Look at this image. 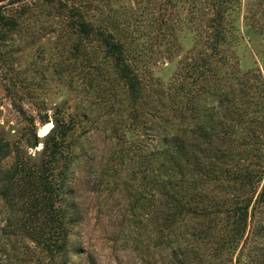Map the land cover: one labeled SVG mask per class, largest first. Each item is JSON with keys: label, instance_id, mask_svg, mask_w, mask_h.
I'll return each instance as SVG.
<instances>
[{"label": "rangeland", "instance_id": "rangeland-1", "mask_svg": "<svg viewBox=\"0 0 264 264\" xmlns=\"http://www.w3.org/2000/svg\"><path fill=\"white\" fill-rule=\"evenodd\" d=\"M81 19L94 30L83 32ZM107 32L124 44L141 98L102 41ZM195 95L218 106L224 165L257 175L191 184L186 200L204 212L173 226L158 151ZM0 130L31 164L63 134L51 176L57 185L65 176L64 198L34 227L48 231L53 219L66 231L65 254L47 251L19 223L33 218L30 200L10 203L0 189V264H264V0H0ZM15 162L12 152L4 167ZM242 199L248 216L233 235L227 208Z\"/></svg>", "mask_w": 264, "mask_h": 264}, {"label": "trees", "instance_id": "trees-1", "mask_svg": "<svg viewBox=\"0 0 264 264\" xmlns=\"http://www.w3.org/2000/svg\"><path fill=\"white\" fill-rule=\"evenodd\" d=\"M79 25L83 32L89 33L91 30H94V27L88 21L81 19ZM99 34L104 44L109 48L110 53L116 56V60L123 62L121 71L130 94L135 99L141 98V96L145 95V85L137 72L128 64L124 44L120 40L115 39L109 32ZM198 96H193L192 106L189 107L190 111H184L185 108L183 109V107L178 110L179 113L175 115V118L178 116L181 118L179 123H175L174 121L169 122V130L163 137L164 147L158 151L170 169L169 179L166 182H162L164 183V188L169 191L170 206L173 210L169 216L173 221V226H175L176 217L188 211L195 214H202L204 212L203 208L199 209L196 206H192L191 202L186 200L188 194L186 190L191 184H199L200 180L209 179L213 175L216 176V174L232 175L235 180H239L241 183L253 184L254 177L257 175L254 172L248 171L246 173L232 172L221 161L225 155L222 154V148L218 144L226 138V126H222L220 123L217 125L214 122L215 115L218 113V106L213 101L209 102V104H203L199 101ZM149 97L148 95L144 98L143 102L146 112H151L156 108L153 102H148L147 98ZM170 109L172 112V108ZM190 122L193 125L191 129H189ZM63 138L62 134L61 138L55 140V146L48 152L47 159H43L40 164H31L30 160L25 158L21 148L13 145L5 137L4 132L0 130L1 193L10 203H13V201H16L15 199H19L20 197H25L31 202L30 207L26 208V211H29V215L33 217L29 220L30 223L28 224V218L25 220L21 218L19 219L20 222L18 221L20 225L24 224L23 228L24 226H28V230L29 228L35 229L34 226L36 224L34 220L39 219L44 213L49 214L53 212L55 214V202L58 199L63 200L64 198L65 176H63L58 185L53 176H51L55 162L59 159V154L62 151L60 140H63ZM45 149L46 146L44 147ZM12 152L15 153L16 162L8 167H4L5 159ZM165 162H161V164ZM239 201L234 203L231 211V207L227 208L228 214H232L234 217L233 235H236L244 228L243 224L246 223L251 200L245 201L242 199L241 202ZM258 201L264 202V188L259 193ZM49 222L52 225H48ZM53 222V219H51L48 223H45L44 227L48 225L50 228L48 231H42V224H39V229L34 230L37 232L35 238L43 243L47 251L51 253L63 251V254H65L66 231L63 229V222L60 221L59 226H55ZM205 232L206 229H201L195 238L198 239L200 236H204Z\"/></svg>", "mask_w": 264, "mask_h": 264}, {"label": "bare ground", "instance_id": "bare-ground-1", "mask_svg": "<svg viewBox=\"0 0 264 264\" xmlns=\"http://www.w3.org/2000/svg\"><path fill=\"white\" fill-rule=\"evenodd\" d=\"M52 125L51 124H48L47 125V128H50ZM47 128H45L43 131H42V134L44 135V134H46V132H47Z\"/></svg>", "mask_w": 264, "mask_h": 264}]
</instances>
